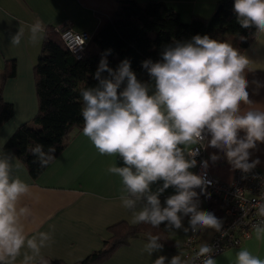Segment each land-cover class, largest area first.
Instances as JSON below:
<instances>
[{"label": "clouds", "instance_id": "9594fccd", "mask_svg": "<svg viewBox=\"0 0 264 264\" xmlns=\"http://www.w3.org/2000/svg\"><path fill=\"white\" fill-rule=\"evenodd\" d=\"M233 11L241 28L264 35V0H234ZM26 31L28 41L38 45L46 37L47 26L36 18L22 25L10 43L20 46ZM76 40L81 48L86 43L83 36ZM111 51L101 55L93 74L96 86L80 90L82 134L99 154L122 161V166L115 164L107 171L121 178V206L131 213V224L227 235L224 220L202 209L200 197H211L209 160L215 164L226 159L231 170H239L244 178L261 163L252 155L264 144V109L251 107L249 58L227 41L197 34L165 45L155 62L142 61L150 80L141 81L127 58L115 69L110 67ZM208 148L217 152L199 162V174L191 171L201 150ZM29 151L41 168L56 159L54 146L45 151L35 143ZM15 159L13 153L0 150V264H16L20 257V264H49L42 249L50 245L52 233L31 235L27 230L34 212L23 201L33 193L28 183L14 175L20 167ZM153 185L159 186L153 190ZM169 188L174 194L162 205L160 196ZM253 207L261 218L252 226L255 238L264 240V199ZM163 247L161 237L149 233L145 251L151 256ZM213 253L214 246L203 242L190 260L159 255L153 264H217ZM235 264H264V260L241 249Z\"/></svg>", "mask_w": 264, "mask_h": 264}, {"label": "crops", "instance_id": "0c3cea01", "mask_svg": "<svg viewBox=\"0 0 264 264\" xmlns=\"http://www.w3.org/2000/svg\"><path fill=\"white\" fill-rule=\"evenodd\" d=\"M138 1L144 3L149 0ZM157 1L165 2L179 13L184 22H189L194 15L210 18L220 0ZM117 8V0H0V107L1 100L13 107L12 116L0 124V150L16 156L14 163L20 167L14 175H19L31 186L32 198L23 201L34 212V217L27 223V230L31 235L37 231H50L52 241L42 249V255L67 264H75L102 248L104 240L110 235L111 225L119 221L131 224V213L121 206V178L107 171L112 165L122 166V161L116 156L99 154L81 129L74 132L64 150L38 177L34 178L30 174L14 149L7 146V141L20 125L32 121L38 112L34 68L44 40L32 45L28 41L27 31L20 46H13L10 39L22 25L34 22L36 18L41 19L47 27L58 28L70 23L75 31L86 32L91 36ZM225 41L239 48L249 58L247 78L254 102L251 107L264 109V35L256 34L245 48H240V38L235 34H228ZM8 60L14 61L15 73L2 81ZM206 152L209 159L210 154L217 150L208 148ZM257 157L261 161L257 167L264 169V144H260L258 150L253 152L252 158ZM209 169L225 182H231L235 175L224 158L215 164L209 160ZM158 186L153 185V190ZM172 194L174 189L169 188L160 196L162 205L165 198ZM207 207L203 209L221 218L220 213ZM184 224L187 226V218ZM160 227L168 235L173 248L163 247L161 252L150 256L145 251L148 239L137 237L116 248L98 264H153L159 255L169 259L173 255L184 258L182 247L190 232H170L163 224ZM215 234L212 230L199 232L198 245L211 242ZM241 249H247L264 260V240H256L253 232L240 246L218 255L215 258L217 264H235L236 253ZM21 259L18 258L16 264H20Z\"/></svg>", "mask_w": 264, "mask_h": 264}, {"label": "trees", "instance_id": "16d2710c", "mask_svg": "<svg viewBox=\"0 0 264 264\" xmlns=\"http://www.w3.org/2000/svg\"><path fill=\"white\" fill-rule=\"evenodd\" d=\"M118 8L109 18H105L96 32L91 35L84 55L77 58L65 45L60 33L54 26L47 27L41 53L35 65L38 112L32 121L20 125L7 141L16 155L26 164L30 174L36 178L48 166L41 168L34 163L35 157L29 149L40 143L47 151L54 146L55 158L64 150L75 131L83 128L80 115V90L94 87L98 83L93 79L102 53L111 49L107 56L109 66L116 68L123 59L131 61V67L141 81L149 76L141 62L159 60L165 45L174 40L188 41L194 35H209L213 39L225 41L228 34L240 38V48H245L256 36L255 29H243L236 21L233 11L234 0H220L210 18L194 15L184 22L179 13L163 1L117 0ZM241 37L245 40L241 41ZM15 73V63L6 62L2 81ZM106 75V73H105ZM13 114L11 104L1 100L0 124ZM208 209L220 213L217 202L209 203ZM110 235L104 240L102 248L93 251L75 264H98L110 256L116 248L131 239L143 237L149 233L159 235L164 247L173 248L168 235L161 228L148 224L133 225L119 221L109 227ZM49 264H67L48 259Z\"/></svg>", "mask_w": 264, "mask_h": 264}, {"label": "built area", "instance_id": "2783aa9c", "mask_svg": "<svg viewBox=\"0 0 264 264\" xmlns=\"http://www.w3.org/2000/svg\"><path fill=\"white\" fill-rule=\"evenodd\" d=\"M56 30L71 52L77 58H81L91 36L86 32L75 31L70 23L58 27ZM77 36L86 38V43L82 48L77 44ZM196 159L198 161L197 167L191 171L199 174L202 171L199 162L208 160L206 150L202 149ZM207 178L212 181V185L207 189L211 193V197H200L201 208L207 207L211 202H217L220 207L221 218L224 220V230L227 232L225 236L216 233L213 240L209 242L214 246L213 258L215 259L227 249L240 246L253 235L252 226L261 219L256 215V209L253 205L264 199V169L257 167L246 178L239 170H236L233 180L225 182L214 176L208 168ZM198 239L199 233L190 232L182 247L184 259L190 260L198 251ZM196 264H200V262L197 261Z\"/></svg>", "mask_w": 264, "mask_h": 264}]
</instances>
